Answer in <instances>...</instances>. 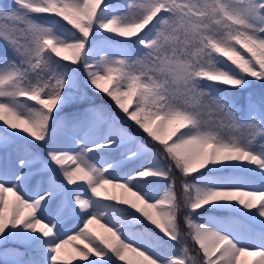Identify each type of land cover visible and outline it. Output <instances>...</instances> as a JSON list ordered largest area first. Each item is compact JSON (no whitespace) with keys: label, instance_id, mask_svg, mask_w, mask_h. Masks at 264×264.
<instances>
[{"label":"snow or ice","instance_id":"snow-or-ice-1","mask_svg":"<svg viewBox=\"0 0 264 264\" xmlns=\"http://www.w3.org/2000/svg\"><path fill=\"white\" fill-rule=\"evenodd\" d=\"M0 249L264 264V0L0 8Z\"/></svg>","mask_w":264,"mask_h":264},{"label":"rangeland","instance_id":"rangeland-1","mask_svg":"<svg viewBox=\"0 0 264 264\" xmlns=\"http://www.w3.org/2000/svg\"><path fill=\"white\" fill-rule=\"evenodd\" d=\"M12 3V0H0V8H3V7H6V6H8V5H10ZM104 95V94H103ZM111 100V99H110ZM113 102V101H112ZM114 103V102H113ZM114 106H115V104H114ZM107 107V106H106ZM116 107V106H115ZM131 110V109H130ZM122 116H123V114H122ZM123 118H124V116H123ZM122 117H120V119L121 120H124ZM134 124V123H133ZM129 124H127L126 126L128 127V130H129V132H131V133H133L134 135H137V136H139L140 138H141V136L140 135H138L137 133L135 134V132H133L131 129H130V127L128 126ZM145 135V134H144ZM142 139V138H141ZM37 151H42V150H40V149H37ZM8 196H9V200H11L12 199V196H11V194L9 193L8 194ZM99 225H93L92 227L94 228V230H96V231H98V227ZM185 230V232L187 231V229L185 228L184 229ZM188 243L189 244H191L192 243V248H198V245H193V242L191 241V240H188ZM73 244H75V242H73ZM14 247H18L19 249H20V251L21 252H23V251H25V249L24 248H22V247H20L19 245H8V248L9 249H11V248H14ZM70 248V249H69ZM67 251H72V246H69L68 247V249H67ZM10 256H8V255ZM8 256V257H7ZM13 259V256H12V254H11V252H8V253H5L4 252V250L3 249H0V264H5V262L6 261H11ZM72 264H77V262L76 261H73L72 262Z\"/></svg>","mask_w":264,"mask_h":264},{"label":"trees","instance_id":"trees-1","mask_svg":"<svg viewBox=\"0 0 264 264\" xmlns=\"http://www.w3.org/2000/svg\"><path fill=\"white\" fill-rule=\"evenodd\" d=\"M95 99H96L97 104H103L104 106L109 107L111 109V111L118 112V109L114 106V103L112 102V100H110V98L106 97L105 95L101 94L100 96L96 97ZM119 116L123 118L122 113H120ZM128 124H129L128 126L130 127V129L133 132H135V134L137 133L138 135H140L142 140L145 141L146 143H148L146 136L144 134H142L140 131H138L137 127L133 123L128 122ZM188 246L190 248H192V243L191 244L188 243Z\"/></svg>","mask_w":264,"mask_h":264},{"label":"bare ground","instance_id":"bare-ground-1","mask_svg":"<svg viewBox=\"0 0 264 264\" xmlns=\"http://www.w3.org/2000/svg\"><path fill=\"white\" fill-rule=\"evenodd\" d=\"M97 228H98V231H97V232H100L101 230L99 229V226H98ZM69 249H70V248H69ZM69 252H70V251H69ZM7 255H8V254H7ZM8 256H9V255H8ZM8 256H7V257H8ZM10 256H11V255H10ZM10 256H9V257H10Z\"/></svg>","mask_w":264,"mask_h":264}]
</instances>
